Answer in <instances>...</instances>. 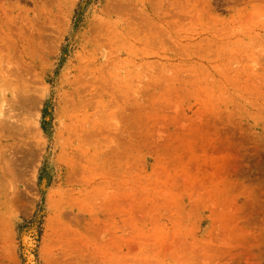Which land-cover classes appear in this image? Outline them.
<instances>
[{"label": "rangeland", "instance_id": "rangeland-1", "mask_svg": "<svg viewBox=\"0 0 264 264\" xmlns=\"http://www.w3.org/2000/svg\"><path fill=\"white\" fill-rule=\"evenodd\" d=\"M0 264H264V0H0Z\"/></svg>", "mask_w": 264, "mask_h": 264}, {"label": "bare ground", "instance_id": "bare-ground-1", "mask_svg": "<svg viewBox=\"0 0 264 264\" xmlns=\"http://www.w3.org/2000/svg\"><path fill=\"white\" fill-rule=\"evenodd\" d=\"M27 97H28V96H27ZM32 99H33V98H32ZM32 99H31V100H32ZM36 100H37V99H36ZM29 101H30V100H29ZM35 102H36V101H35ZM35 102H34V103H35ZM4 106H5V105H4ZM27 258H28V257H27ZM27 260H28V259H27ZM29 261H30V260H29Z\"/></svg>", "mask_w": 264, "mask_h": 264}]
</instances>
